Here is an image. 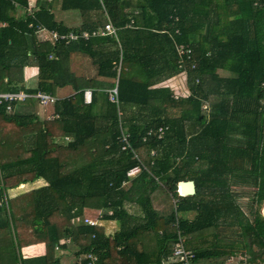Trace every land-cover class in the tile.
I'll use <instances>...</instances> for the list:
<instances>
[{
  "label": "trees",
  "instance_id": "16d2710c",
  "mask_svg": "<svg viewBox=\"0 0 264 264\" xmlns=\"http://www.w3.org/2000/svg\"><path fill=\"white\" fill-rule=\"evenodd\" d=\"M11 1L0 0V22ZM254 1L129 0L124 8L120 0H62L64 10L81 13L82 30L110 19L121 29V47L110 37L40 43L28 27L31 19L0 27V92L18 91L24 67L33 63L39 82L27 92L55 94L68 85L76 91L57 102L52 120L37 117L33 100L0 105V264H61L53 251L67 247V239L78 248L79 264H178L170 261L179 236L217 231L230 219L243 230L238 237H248L253 257V245L264 254V217L259 211L252 223L244 217L229 180L236 173L254 177V203L262 205L264 10ZM132 20L133 29L126 28ZM32 22L61 34L72 30L45 9ZM179 44L192 48L182 68ZM73 52L89 56L103 78H93L90 103L69 72ZM185 72L190 95L175 99L163 81ZM116 85L115 103L104 92ZM124 133L131 145L125 150ZM40 178L47 185L9 198L8 189ZM190 180L196 194L180 196L179 183ZM163 195L166 207L158 210L154 200ZM85 208L101 209L105 220L119 221V230L108 235L86 224ZM38 243L47 245V254L23 258L22 247ZM191 249L196 260L229 255Z\"/></svg>",
  "mask_w": 264,
  "mask_h": 264
},
{
  "label": "crops",
  "instance_id": "0c3cea01",
  "mask_svg": "<svg viewBox=\"0 0 264 264\" xmlns=\"http://www.w3.org/2000/svg\"><path fill=\"white\" fill-rule=\"evenodd\" d=\"M8 1V0H7ZM121 4L124 8H126L127 2L129 0H120ZM133 1V0H131ZM209 2V0H206ZM213 2V0H211ZM28 4L25 6L23 4H21V1L18 0H12L11 1V7L9 8V10H6L5 13L7 15V20H5L4 22H0V27L3 28H8L10 27V22L9 21H26L27 19H31L32 21H35L36 19V15L39 11H41V9H45L47 10L50 14H52L55 17V20L57 22H59L60 24H63L64 26H67L68 28H71L72 30L67 33V34H61V32L59 33L58 30H48L44 25L42 24H35L34 22H29L28 23V27L29 29H33L34 31V36H36L38 42L42 43L44 41H53V42H57L59 40H55L52 36L51 33H49V31H55L60 35L63 36H68L71 33H75L78 34V38L75 40H60V41H64L66 43V45H70L72 42H78L80 40H85V41H89L91 38H95V37H110L113 38L121 47L120 41H121V29L115 27V25L113 24V22L110 19H107V22L104 24V26L98 27L93 29L92 31L89 30H82L80 29L83 25V16L81 15V13L78 10H64L62 8V0H27ZM255 2V1H254ZM254 8L256 9H263L264 8H259L256 7L253 3ZM212 7V4H211ZM136 14H138V11H135ZM95 18V17H94ZM178 19V18H176ZM112 24L117 33L115 36H110V35H102L100 34L102 31H104L105 26L107 24ZM44 27L48 32H42L41 28ZM134 27V21L132 20L131 23H129L126 28L128 29H133ZM166 32V31H164ZM176 33L180 34V29H176ZM84 34H88L89 37L86 38L84 36ZM26 37L29 38H34L33 35H29L26 34ZM25 36V35H24ZM114 49V48H113ZM111 50V49H109ZM178 53V52H177ZM74 58H80V60H78V62L74 61ZM122 65V61L120 63L119 66V70L121 68ZM68 66L71 68V70L73 71L74 66L80 67L81 68V73H78L80 75H77L73 72H76L75 70L73 72H71L73 75H75V77L77 79H79V81H81V84L83 86H85V100L87 103H90L92 101L93 98V92L95 91L92 87L93 84V78H96L97 80H102L103 78H100L99 76H97V69L96 66L93 64L92 60L89 58V56L80 53V52H73L68 60ZM70 72V69H69ZM77 73V72H76ZM219 73L221 75H225L230 76L231 74L228 71H219ZM178 77H183L184 79L186 78L185 74H181L178 75L177 77L174 78H169V79H165L163 81V84L170 87V89H172L174 91V95L177 93L178 88H176L177 84H176V78ZM39 82V68L36 65V63L30 64L29 66H25L23 69V84L27 83V82H31L33 80H36ZM111 81V80H109ZM112 82V81H111ZM113 82H115L113 80ZM23 86V85H21ZM29 88H27V87ZM24 87H21L18 91L16 92H11V91H5V92H0V94H5V93H27L29 94L31 97H29L26 101L28 100H33L34 102V113L37 115L38 118H40V120H52L58 117V115L55 114V105L57 104V102L60 99H65V98H70L73 97L76 94V91L74 90V88L70 85L65 86L63 88H59L56 90L55 94L53 93H49V92H43V91H39L42 93H46L49 94L50 96L54 97L56 99V103L55 104H50V105H41L39 104L38 100L36 99V95L39 93H35V94H31L29 92H27L26 90L28 89H36L38 86H34L31 87L30 85H25ZM176 89V90H175ZM113 90H117V85L114 88H110V89H106L104 93H106L108 95V99L112 101L111 99V92ZM98 92H102L103 90H97ZM183 93L182 91H178ZM117 94H118V90H117ZM177 95V94H176ZM184 95V94H183ZM190 95V90L188 87V94L184 95L187 96ZM182 96V95H180ZM103 98V96H102ZM175 98V97H174ZM118 99V97H117ZM176 99V98H175ZM26 101H15V103H25ZM102 101V99H101ZM114 102V101H112ZM118 102V101H117ZM116 103V102H115ZM208 107L210 105L205 104ZM203 105V109L204 106ZM44 108H47L50 110V114L46 117H44ZM210 111V108H209ZM13 112V110L11 112L7 111V114H11ZM121 115V113H119ZM127 131V129H126ZM128 134V133H127ZM65 139H69L70 138H63ZM63 139H59V140H63ZM58 140V141H59ZM61 143H64L63 141H59ZM68 142V141H66ZM230 180V184L233 185V192L234 195L236 197V200L238 201V203L241 206V210L244 213V217L247 218L251 223L253 221L254 218V214L259 211L260 214L262 215V213L264 212V201L262 203V205H258L257 203H254V201L256 200V194L255 192L257 191V186H258V181L256 179H254V177L249 176L248 174H238L236 173L235 175H233V177H229ZM36 183H41V185L37 188H40L42 186L47 185V182L40 178L37 179L35 181H30L27 183H21L19 186L8 189L7 190V194L9 196L10 199H15L17 197H20L26 193L20 194V195H16L14 196L13 193L15 191V194H18V192L26 187V186H31L34 185ZM35 188V189H37ZM34 189V188H33ZM14 196V197H13ZM163 197V200H162ZM183 197V196H182ZM159 206L160 209L163 210L166 207V197L163 195L160 197L159 200ZM175 201V200H173ZM156 204L154 203V206ZM94 210V208H85L84 209V222H85V218L88 219H93V220H98V225L97 227L99 228H103V230L105 231L106 234L108 235H113L114 233H116L119 230V221L116 220H105L103 218L102 215V210L100 209L101 215H97V217L94 218H90L88 216V213ZM187 217L189 219H194L196 217V213H189L187 215ZM262 217H264L262 215ZM78 221V220H76ZM118 225V226H117ZM220 228L216 231L215 229H211L210 231L206 232V233H201L198 232L196 233L193 237H191L190 239L187 237H182V240L185 244V246L187 248H189L190 250H192L194 253H196L193 249H206L209 252H213L215 254H217V252H228L229 255L226 256H210V257H206V258H201L196 260V264H251V260L253 261L252 264H262L263 258H264V254L260 255L259 253L261 252V250L256 246L253 245V250L255 252L258 253L257 257H253V255L249 252V245H250V241L248 239V237H241V235L238 237L239 233H242V229L240 227V225L238 224V222L236 221H232L230 220H226L224 223H221ZM214 234H220L219 238L214 239L213 235ZM148 236H150V240L154 241V238L151 235H146L144 237V239L147 241L148 240ZM187 239H189L191 241V243H187L185 241H187ZM65 242L67 243V247H56L55 250L53 251L54 254V258H59L61 264H79V259L81 258H77L75 257V252L78 250V248L75 249V247L73 246V244H70V240H65ZM152 245V243H151ZM251 246V245H250ZM23 258L25 259H30V258H38V257H43L47 254V245L45 243H38V244H30L27 246L22 247V249L20 250ZM197 259V258H196ZM170 263H173L170 261ZM179 264V263H178Z\"/></svg>",
  "mask_w": 264,
  "mask_h": 264
},
{
  "label": "built area",
  "instance_id": "2783aa9c",
  "mask_svg": "<svg viewBox=\"0 0 264 264\" xmlns=\"http://www.w3.org/2000/svg\"><path fill=\"white\" fill-rule=\"evenodd\" d=\"M254 5L259 8H264V0H255ZM42 32H48L44 27L41 28ZM49 33L52 34L53 38L55 40H75L78 38V34L71 33L68 36H63L58 34L55 31H49ZM117 33L115 27L112 24H107L105 26L104 31H102L100 34L102 35H110V36H115ZM86 38L89 37L88 34H84ZM176 49L179 55V66L182 68L185 65L186 60L191 59L192 55V48L189 45L185 44H179L176 45ZM194 67V66H193ZM186 75V72H185ZM199 82V80H197ZM31 97L27 93H5V94H0V105L3 103H11L15 101H21L26 98ZM36 99L38 100L39 104L41 105H50V104H55L56 99L49 94L39 92L36 96ZM176 99L178 97L176 94L174 95ZM111 99L114 102H117V90H113L111 92ZM204 108H208L207 105L204 106ZM7 111L11 112L12 111V106L9 104L7 106ZM149 134H152V131L149 132ZM157 134L159 135V138L162 137L164 134V129L161 127L158 131ZM121 142L124 143L123 149L125 150L126 148L131 147L130 142H129V134L124 133L123 136L121 137ZM155 154V151L152 152V155ZM139 168L133 169L132 171H138ZM180 195V194H179ZM85 223L91 226H97L98 225V220H93V219H85ZM93 260H95L93 258ZM171 262L173 263H179V264H196V254L187 248L182 240V237L179 236V240L176 244H174V247L172 249V256H171Z\"/></svg>",
  "mask_w": 264,
  "mask_h": 264
},
{
  "label": "rangeland",
  "instance_id": "374dc122",
  "mask_svg": "<svg viewBox=\"0 0 264 264\" xmlns=\"http://www.w3.org/2000/svg\"><path fill=\"white\" fill-rule=\"evenodd\" d=\"M78 60H80V58H74V61L75 62H78ZM69 69H70V73L71 72H73L74 70L77 72H73V73H75V74H77V75H80V74H78V73H81L82 71H81V68L80 67H77V66H74V69H73V71L71 70V68L69 67ZM176 84H177V86H176V88H178V91H182L183 93H181V92H178L177 91V97H178V99L179 98H181V96L180 95H182L183 96V94L184 95H186V94H188V86H187V81H186V78L184 79L183 77H178V78H176ZM37 83H38V81H37V79L36 80H33V81H31V82H27V83H24V84H22L23 86H21V87H24L25 85H30L31 87H34V86H37ZM165 85H166V83H165ZM20 87V88H21ZM25 87H27V86H25ZM27 88H29V87H27ZM176 90V89H175ZM28 98H26V99H24V100H21V101H26ZM204 110L205 111H209V107L208 108H204ZM44 117H46V116H48L49 114H50V110L49 109H47V108H44ZM171 114L172 115H175V116H178L179 115V112L177 111V110H172L171 111ZM59 141H63V142H66V141H69V139H63V140H59ZM61 143V142H60ZM131 173V175H135V174H138L139 173V170L138 171H131L130 172ZM41 185V183H36V184H34V185H31V186H26V187H24V188H22L19 192H18V194H15V191H14V193H13V195L14 196H18V195H20V194H23V193H28V192H30V191H32V190H34L35 188H37V187H39ZM34 188V189H33ZM13 196V197H14ZM160 200V197H158V198H156L155 200H154V203L156 204V207H157V209L158 210H161L160 209V206H159V201ZM162 200H163V197H162ZM172 203H173V205H174V203H175V201H172ZM97 215H101V212H100V209H94V210H91L89 213H88V216L90 217V218H94V217H97ZM262 215L264 216V212L262 213ZM86 219V218H85ZM118 226V225H117ZM262 264H264V258H263V261H262Z\"/></svg>",
  "mask_w": 264,
  "mask_h": 264
},
{
  "label": "water",
  "instance_id": "95a60500",
  "mask_svg": "<svg viewBox=\"0 0 264 264\" xmlns=\"http://www.w3.org/2000/svg\"><path fill=\"white\" fill-rule=\"evenodd\" d=\"M180 196L190 197L194 196L197 192L196 184L194 181H182L178 185Z\"/></svg>",
  "mask_w": 264,
  "mask_h": 264
}]
</instances>
